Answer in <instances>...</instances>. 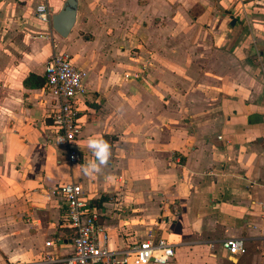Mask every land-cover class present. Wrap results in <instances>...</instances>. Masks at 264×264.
Masks as SVG:
<instances>
[{
	"label": "crops",
	"instance_id": "1",
	"mask_svg": "<svg viewBox=\"0 0 264 264\" xmlns=\"http://www.w3.org/2000/svg\"><path fill=\"white\" fill-rule=\"evenodd\" d=\"M41 4L62 8L0 0V264H63L74 234L53 190L69 182L111 249L151 233L173 245L166 264H264V0H79L67 38ZM61 39L85 72L76 163L49 139ZM90 137L111 155L88 176Z\"/></svg>",
	"mask_w": 264,
	"mask_h": 264
},
{
	"label": "built area",
	"instance_id": "2",
	"mask_svg": "<svg viewBox=\"0 0 264 264\" xmlns=\"http://www.w3.org/2000/svg\"><path fill=\"white\" fill-rule=\"evenodd\" d=\"M37 17L50 23L51 8L46 4L37 7ZM44 89L55 105L49 114L53 135L49 138L56 146L68 151L71 163L79 161L77 138L81 130L78 118L79 96L86 92L85 72L79 69L67 53L53 55L46 63ZM63 196L67 207L66 225L73 231V250L59 262L63 264H166L174 257L173 245L165 238H148L128 242L123 247L111 249L106 228L100 223L98 211L91 208L82 187L75 182L58 185L53 190ZM50 244V243H48ZM231 256L242 254L245 241L231 238L223 241Z\"/></svg>",
	"mask_w": 264,
	"mask_h": 264
},
{
	"label": "water",
	"instance_id": "3",
	"mask_svg": "<svg viewBox=\"0 0 264 264\" xmlns=\"http://www.w3.org/2000/svg\"><path fill=\"white\" fill-rule=\"evenodd\" d=\"M79 0H66L62 8L51 18L52 28L62 38H67L76 25Z\"/></svg>",
	"mask_w": 264,
	"mask_h": 264
},
{
	"label": "clouds",
	"instance_id": "4",
	"mask_svg": "<svg viewBox=\"0 0 264 264\" xmlns=\"http://www.w3.org/2000/svg\"><path fill=\"white\" fill-rule=\"evenodd\" d=\"M87 145L93 152L95 160L88 161L83 166V171L85 175L91 176L95 173H99L101 171V166L107 164L111 155V150L107 141L96 137H90L87 141Z\"/></svg>",
	"mask_w": 264,
	"mask_h": 264
},
{
	"label": "rangeland",
	"instance_id": "5",
	"mask_svg": "<svg viewBox=\"0 0 264 264\" xmlns=\"http://www.w3.org/2000/svg\"><path fill=\"white\" fill-rule=\"evenodd\" d=\"M66 0H61V5L63 6V4H64V2H65ZM45 23V22H44ZM51 23V22H50ZM79 28H80V24L79 25H76V27H75V32H77V33H79ZM89 37H91V36H88V35H86L85 36V39H89ZM62 41V43L61 44H59V46L62 48V50H61V53H67L66 51H65V39H61ZM60 53V52H59ZM70 57H71V55L69 54V53H67ZM72 58V57H71Z\"/></svg>",
	"mask_w": 264,
	"mask_h": 264
},
{
	"label": "trees",
	"instance_id": "6",
	"mask_svg": "<svg viewBox=\"0 0 264 264\" xmlns=\"http://www.w3.org/2000/svg\"><path fill=\"white\" fill-rule=\"evenodd\" d=\"M44 84L43 81H40L38 84H36L37 86H42Z\"/></svg>",
	"mask_w": 264,
	"mask_h": 264
}]
</instances>
